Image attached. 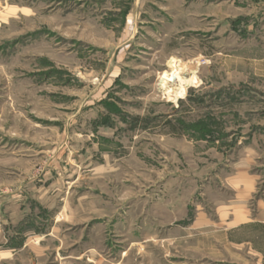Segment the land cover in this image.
Wrapping results in <instances>:
<instances>
[{
    "label": "rangeland",
    "instance_id": "1",
    "mask_svg": "<svg viewBox=\"0 0 264 264\" xmlns=\"http://www.w3.org/2000/svg\"><path fill=\"white\" fill-rule=\"evenodd\" d=\"M245 161L264 0H0V264H253L196 224Z\"/></svg>",
    "mask_w": 264,
    "mask_h": 264
},
{
    "label": "crops",
    "instance_id": "2",
    "mask_svg": "<svg viewBox=\"0 0 264 264\" xmlns=\"http://www.w3.org/2000/svg\"><path fill=\"white\" fill-rule=\"evenodd\" d=\"M249 167V162H242L235 167L234 174L224 179L223 191L227 195H221L215 202L214 220L210 222L203 211L198 214L196 224L199 228L211 224L213 228L231 234L245 232L243 240H232L228 245L244 250L253 264H264V191L261 196L257 194L258 178L250 173Z\"/></svg>",
    "mask_w": 264,
    "mask_h": 264
},
{
    "label": "bare ground",
    "instance_id": "3",
    "mask_svg": "<svg viewBox=\"0 0 264 264\" xmlns=\"http://www.w3.org/2000/svg\"><path fill=\"white\" fill-rule=\"evenodd\" d=\"M170 69H171L170 70L171 73L169 75L170 80L174 82V84L177 86V88L167 89L165 95L169 101L175 103L177 100L184 98L185 93H186V89L188 87L194 86L196 88L199 85V82L197 80V77H195L196 75L191 76L189 79L183 78L181 76V69H180L179 65H177L176 61L170 62ZM163 87H166V84L163 83Z\"/></svg>",
    "mask_w": 264,
    "mask_h": 264
}]
</instances>
